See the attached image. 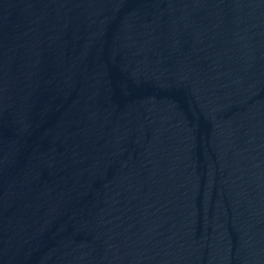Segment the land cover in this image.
I'll return each instance as SVG.
<instances>
[{"label": "water", "instance_id": "1", "mask_svg": "<svg viewBox=\"0 0 264 264\" xmlns=\"http://www.w3.org/2000/svg\"><path fill=\"white\" fill-rule=\"evenodd\" d=\"M0 264H264V0H0Z\"/></svg>", "mask_w": 264, "mask_h": 264}]
</instances>
